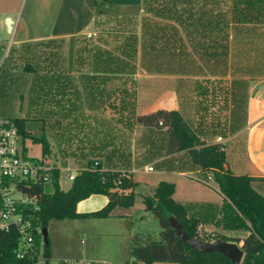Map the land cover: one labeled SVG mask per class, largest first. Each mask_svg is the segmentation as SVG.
Wrapping results in <instances>:
<instances>
[{"label":"crops","instance_id":"0c3cea01","mask_svg":"<svg viewBox=\"0 0 264 264\" xmlns=\"http://www.w3.org/2000/svg\"><path fill=\"white\" fill-rule=\"evenodd\" d=\"M141 1L148 2L122 0L120 10L135 7V12L113 14V0H0V21H12L10 63L35 75L42 99L38 105L48 116L35 119L49 145V153L43 156L41 151L40 157L49 159L56 147L59 155L79 154L87 165L97 162L102 171L130 174L136 183L133 206L117 208L100 220L106 223L103 229L95 225L94 233L109 234L96 235L94 243L105 236L116 239L114 251L83 264L131 261L133 238L140 237L134 224L152 216L136 192L135 173L127 168L139 152L152 155L160 137V150L162 144L166 149L167 136L164 129L137 125L139 115L178 111L200 140L224 144L233 175L264 179V0L239 6L236 0H163L157 8L144 5L143 13ZM185 9L191 12L188 21ZM122 24L135 26L136 33L129 29L128 36H118L114 27L120 30ZM0 67L4 71V64ZM199 105L204 112L214 105L219 113L201 117ZM180 155L188 154H164L162 162H177ZM49 160L59 172L61 187L56 154ZM149 168L147 173L154 172ZM67 171L65 190L72 184ZM168 172L159 176L182 175ZM198 172L200 176V168ZM161 182L168 181L160 179L154 186ZM251 185L264 197V182ZM94 196L104 198L98 205L88 204ZM91 197L77 204L78 214L94 213L108 203L104 195ZM221 197L211 198L206 211L184 205L187 218L197 220L201 232L241 246L248 232L226 225Z\"/></svg>","mask_w":264,"mask_h":264},{"label":"trees","instance_id":"16d2710c","mask_svg":"<svg viewBox=\"0 0 264 264\" xmlns=\"http://www.w3.org/2000/svg\"><path fill=\"white\" fill-rule=\"evenodd\" d=\"M238 6L242 2L254 3V0H236ZM245 12V11H244ZM242 13V12H241ZM251 13V12H246ZM241 17V16H240ZM2 67H0V73ZM18 133L22 138H32L34 143L41 145L42 155L49 153V145L45 137H34L22 120L15 119ZM137 125L147 128L165 130L167 140L165 155L170 156L186 152L193 165L201 170V175H211L218 191L225 199L223 208L226 225L244 229L247 236L241 240L243 259L240 264H264V197L252 187L253 182L264 179H255L247 176H235L227 168L223 143L206 144L200 140L192 127L176 110H157L135 118ZM96 164V165H95ZM204 175V176H205ZM59 172H52L51 184L48 186L33 185L28 189L31 196L38 198V223L41 230L46 229L52 219L64 218H93L106 219L117 208H130L134 204L133 188L136 183L130 174L117 171H102L97 162H89L87 168L81 171L72 181L70 188L64 191L59 185ZM204 182V181H203ZM206 183V182H205ZM92 195H104L108 203L100 210L91 214H78L76 206L80 201ZM174 186L171 183L161 182L155 189L152 197L144 199V204L160 227L158 242L150 238L141 240L133 238L131 261L122 264H232L221 254H204L186 247L177 237L174 227L167 215L180 223L185 234L192 239L211 242L214 240L227 241L222 236L203 238L199 230V223L195 219L187 218L185 208L174 202ZM156 205L152 203L153 199ZM233 242L239 240L232 239ZM19 248L18 234L11 230L8 233L0 232V264H36L38 259H18L16 251ZM42 256L45 260L51 258L50 247L43 246ZM49 262V261H47ZM58 264H63L59 262ZM72 264H78L73 262ZM94 264V263H89Z\"/></svg>","mask_w":264,"mask_h":264},{"label":"rangeland","instance_id":"374dc122","mask_svg":"<svg viewBox=\"0 0 264 264\" xmlns=\"http://www.w3.org/2000/svg\"><path fill=\"white\" fill-rule=\"evenodd\" d=\"M162 1L163 0H148V2L146 1L145 4L143 3V1H141V12H146L145 7L147 4L148 7L152 5L153 7L157 8L159 7V5L157 4L162 3ZM121 3L122 0H113L111 9L113 14H128L135 12V7L127 10H120L118 8V5H120ZM183 16L188 21L191 16V12L185 9V11H183ZM140 19L142 24V18ZM6 21L7 20H4V23L2 22V20L0 21V66L4 64V71L0 73V117L27 120L28 122L26 123V127L31 130V135L39 138L42 137V134L39 128L40 125L35 121V119H38V117L42 116L44 119L48 120V116H45V113L42 112L43 108H39L38 105L40 101H42V99H39V94L36 90V85L34 84L36 79L35 75L31 72L20 69V64L12 65L10 63L12 61L11 50L13 49V47L8 46V41L11 40L12 35L11 32L9 33L7 30ZM129 29H131L133 33H136L137 31V28L135 26L131 27L127 24H122L120 30H118L116 26L114 27V30L118 32V36L122 37L125 35L128 36L127 33H129ZM185 92L187 93V90ZM185 103L187 104L186 101ZM43 105L45 108L47 104ZM199 110L201 117L203 115L205 116L207 112H211L210 117L213 116V114L214 116H217L219 113V110L217 112H214V110H216V106L214 107V105L206 107L205 112L202 110V106L199 105ZM59 132H56V137L58 139L57 142L59 141ZM160 139L162 138H158L157 148L156 150H154L152 155H147L144 153L140 154L141 152H139V154L136 156L135 162L133 164L131 161L129 162L130 166L129 168H127V170L135 173V175L133 176H135V180L139 184L137 185L136 192L141 193V198L146 199L147 197H149L148 194L150 190H154L158 187L159 184H157V186H154L155 183L160 179H163L165 181H168L167 183L173 184V200L175 203H181L183 207L185 205L188 208H198L204 211L208 210L212 203L211 198H222L219 195L220 193L218 191V187L213 182L211 175L204 174V176L200 174L199 176V168L192 164L188 155L187 157H184V155H180L179 161L177 162H162V158L165 154V148L164 144H162V148L160 150ZM162 143H164V141ZM25 145L28 157L40 158L42 151L40 144L34 143L32 141V138L28 137L25 139ZM54 154H56L57 158L56 166L60 169L61 187L65 190L68 187L69 183L65 179L63 171L70 170L71 172H81L85 170L87 162L85 159L81 158L79 154L77 156L59 155L56 147L48 156L52 162ZM148 167H151L154 172L147 173L145 170ZM133 170H135V172ZM164 171H169L168 173H175L177 175L182 173V175L170 176V174H168V178L159 176V174L163 173ZM199 180L204 181L208 184L202 183ZM133 191H135V188H133ZM14 197L18 198V195H14ZM91 198L95 199L90 201V203L88 204H92L95 206L98 205L99 200H102V198L104 197L94 196ZM152 203L155 205L157 204L154 199ZM167 216L170 221L174 220L171 215ZM92 220L93 219H88L85 217L75 219L64 218L50 220L48 222L46 230L51 258L49 260H45L42 256L44 246L43 241V244L40 243L41 245H39V258L36 264H46L47 261H49V263L51 264H58L59 262H67L68 264H72L75 259L81 261V263L83 264L92 257L106 258L107 255L110 256L115 247L113 240L116 239L105 236L101 237L99 241H97L98 243H94L95 238H98L96 237V235H108L109 233H94V229H96L95 225L100 226L99 229H103L106 226V223L100 221L103 219ZM134 226L136 229L135 231L140 235L139 239L142 236L144 240L148 238L156 242L160 240V227L153 216H151L150 219H146L141 224L135 223ZM203 238L206 240L210 239L209 235L205 233H203Z\"/></svg>","mask_w":264,"mask_h":264},{"label":"built area","instance_id":"2783aa9c","mask_svg":"<svg viewBox=\"0 0 264 264\" xmlns=\"http://www.w3.org/2000/svg\"><path fill=\"white\" fill-rule=\"evenodd\" d=\"M221 140L218 138L219 142ZM54 169L45 157H28L15 123L0 118V232L13 230L18 234V259L39 258V245L44 241L36 216L40 208L38 198L31 196L28 189L33 185H50ZM150 171L152 168L148 169ZM76 176L69 171L66 173L70 182ZM14 195H18V198Z\"/></svg>","mask_w":264,"mask_h":264},{"label":"water","instance_id":"95a60500","mask_svg":"<svg viewBox=\"0 0 264 264\" xmlns=\"http://www.w3.org/2000/svg\"><path fill=\"white\" fill-rule=\"evenodd\" d=\"M7 30L10 33L12 31V21L7 19ZM171 225L175 229L177 237L183 242V244L191 250L198 251L204 254L218 253L224 258L228 259L232 264H240L243 259V251L241 247L235 243L224 242L222 240H214L212 242L201 241L199 239L189 238L180 223L175 220H171ZM44 245L48 246L47 230H42Z\"/></svg>","mask_w":264,"mask_h":264}]
</instances>
